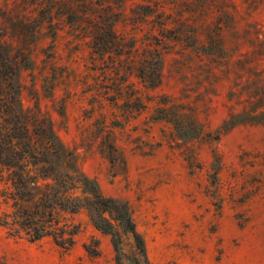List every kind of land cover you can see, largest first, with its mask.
I'll return each instance as SVG.
<instances>
[{
	"label": "rangeland",
	"instance_id": "374dc122",
	"mask_svg": "<svg viewBox=\"0 0 264 264\" xmlns=\"http://www.w3.org/2000/svg\"><path fill=\"white\" fill-rule=\"evenodd\" d=\"M109 17L130 59L94 52ZM0 41L33 61L23 109L128 202L150 264H264V0H0ZM153 49L152 88L129 69ZM245 112L260 119L225 129ZM180 114L190 139L169 121ZM73 221L69 251L0 227V264H115L111 238L85 212Z\"/></svg>",
	"mask_w": 264,
	"mask_h": 264
},
{
	"label": "trees",
	"instance_id": "16d2710c",
	"mask_svg": "<svg viewBox=\"0 0 264 264\" xmlns=\"http://www.w3.org/2000/svg\"><path fill=\"white\" fill-rule=\"evenodd\" d=\"M166 22H161L163 31ZM98 24L103 28L95 35L94 52L116 51L130 59L136 43L117 36L112 17ZM146 52L139 67L130 65L129 70L136 69L138 77L153 88L161 81L162 54L158 49ZM17 54L11 55L0 41V227L30 243L52 239L69 251L80 232L73 217L85 212L94 228L111 238L115 264H150L128 202L106 197L98 183L81 170L78 156L61 142L53 124L23 109L21 71L32 69L33 61L23 50ZM182 116L169 121L176 124L183 139H190ZM257 119L260 117L248 112L235 115L225 129ZM125 236L133 243L132 255L124 251Z\"/></svg>",
	"mask_w": 264,
	"mask_h": 264
}]
</instances>
